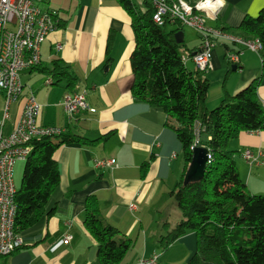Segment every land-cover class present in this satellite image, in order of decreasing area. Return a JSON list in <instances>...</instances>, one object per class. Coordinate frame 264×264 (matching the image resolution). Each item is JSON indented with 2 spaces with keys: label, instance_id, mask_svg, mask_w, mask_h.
<instances>
[{
  "label": "crops",
  "instance_id": "1",
  "mask_svg": "<svg viewBox=\"0 0 264 264\" xmlns=\"http://www.w3.org/2000/svg\"><path fill=\"white\" fill-rule=\"evenodd\" d=\"M223 1L218 20L206 19L207 26L214 27L217 22L233 30L245 16L255 17L264 9V0ZM40 8L55 13L58 27L41 43L40 64L21 72L22 92L9 106L3 133L10 132L27 96L33 93L41 105L39 124L58 126L88 140L110 134L95 144H65L56 151L59 188L55 214L41 233L32 235L34 240L0 257V264H96V243L83 225L90 196L97 198L100 215L118 229V236L133 241L118 264H136L154 254L157 264H186L196 250L193 232L175 239L166 249L158 242L165 232L164 224L172 227L170 211L179 212L180 217L170 191L184 173L182 146L166 126L165 114L131 95L129 56L134 41L127 13L116 0H45ZM198 40L195 49L201 43L200 36ZM230 51L239 52L236 64L227 60ZM53 60L66 64L78 78L72 90L65 80L56 84L41 70ZM206 77L210 84L208 108L254 79L258 80L257 96L264 108V54L218 39ZM47 78L51 84L45 83ZM82 90H86L88 109L68 117L61 104L63 96ZM3 107L0 95V119ZM231 147L248 192L264 195V130L241 132ZM246 148L262 151L260 163L248 164L242 156ZM102 158H114L117 166L96 167L95 160ZM145 162L147 168L142 169ZM64 234L71 236L67 244L62 242Z\"/></svg>",
  "mask_w": 264,
  "mask_h": 264
},
{
  "label": "trees",
  "instance_id": "2",
  "mask_svg": "<svg viewBox=\"0 0 264 264\" xmlns=\"http://www.w3.org/2000/svg\"><path fill=\"white\" fill-rule=\"evenodd\" d=\"M116 2L127 13L133 32L134 47L129 56L131 95L135 101L164 113L166 126L182 146L184 173L170 191L180 219L173 227L168 222L164 224L165 232L158 240L160 247L166 249L175 239L193 232L196 250L186 264H264V195L248 192L231 147L241 132L264 130L258 80L254 79L234 95L226 93L217 106L208 108L207 71L195 64L190 69L183 59V53L191 58L198 48L189 49L184 39L180 43L175 41L174 35L183 32V25L177 21H167L161 26L154 23L149 0L143 1V12L137 10L132 0ZM169 25L173 28L168 29ZM214 27L243 39H259L263 45L260 55L264 54V9L255 17L245 16L234 31L222 23L216 22ZM109 42L108 39L107 48ZM41 70L56 84L65 80L71 90L78 81L59 60H53ZM196 133L199 145L208 148L210 159L200 180L184 184ZM109 134L88 140L68 131L31 141L15 194L14 233L23 239V244L11 253L34 240L32 235L41 233L55 214L59 188L56 151L65 144H95L106 140ZM201 134L205 135L203 141ZM147 165L148 162L143 163L142 169ZM83 225L96 243V264H118L133 244L131 238L119 237L118 229L102 218L95 196L86 200Z\"/></svg>",
  "mask_w": 264,
  "mask_h": 264
},
{
  "label": "built area",
  "instance_id": "3",
  "mask_svg": "<svg viewBox=\"0 0 264 264\" xmlns=\"http://www.w3.org/2000/svg\"><path fill=\"white\" fill-rule=\"evenodd\" d=\"M45 0H0V95L3 97V111L0 119V257L9 255L17 246L23 244V239L14 233L9 224V209L14 206L15 194L12 192L13 167L17 161H25L26 150L31 141L44 136H54L63 133L64 129L58 126L42 125L38 123L41 105L30 93L23 105L22 112L13 124L9 133H3L5 120L11 103L15 102L22 92L21 72L40 64V46L48 33L58 27L56 15L52 11L40 8ZM153 7L152 20L161 26L165 22H180L182 25L193 27L201 37V43L191 59L197 68L207 71L211 68L212 48L215 39L228 37V41L235 42L240 49H249L258 55L257 40L240 41L233 39L229 33L213 26L206 25V19L214 20L206 13V2H213L221 10L224 5L217 0H196L190 3L186 0H177L168 3L166 0H149ZM32 21H39L38 36H31ZM28 44V54L20 55L19 45ZM239 52L230 51L227 60L236 64ZM48 79L45 83L48 84ZM62 106L68 117L87 110L86 90L65 94ZM209 138V137H208ZM199 145L196 133V143L190 148ZM242 156L250 166L260 163L262 151H253L246 148ZM210 153L208 154V161ZM98 168H113L117 166L114 158L95 160ZM69 234H64L62 242L68 243ZM156 254L140 258L137 264H157Z\"/></svg>",
  "mask_w": 264,
  "mask_h": 264
},
{
  "label": "rangeland",
  "instance_id": "4",
  "mask_svg": "<svg viewBox=\"0 0 264 264\" xmlns=\"http://www.w3.org/2000/svg\"><path fill=\"white\" fill-rule=\"evenodd\" d=\"M132 2L136 5V8L138 11L143 12L144 11V3L143 0H132ZM183 34H184V40L189 49L194 48L198 44L199 39V33L191 26L183 25ZM173 28V25H169L167 27ZM183 56L186 58V65L188 68L192 69L194 67V63L192 62V59L188 57L186 53H183ZM206 75V74H205ZM213 89V88H212ZM202 141L205 139V135L201 134ZM198 146V145H197ZM25 161H17L16 164L13 167L12 177H13V183L16 187V189L19 187L21 182V176L22 171L24 167ZM179 211V210H178ZM179 212L177 211H170V215L168 216V220L172 222V227L179 221L180 217L178 215ZM164 233V232H163ZM162 233V234H163ZM138 261V260H137ZM137 264V263H136Z\"/></svg>",
  "mask_w": 264,
  "mask_h": 264
},
{
  "label": "bare ground",
  "instance_id": "5",
  "mask_svg": "<svg viewBox=\"0 0 264 264\" xmlns=\"http://www.w3.org/2000/svg\"><path fill=\"white\" fill-rule=\"evenodd\" d=\"M206 13L209 15V17L211 18H216L218 16L219 13V9L215 6V4L213 2H206ZM39 33V21H32V27H31V36H38ZM231 38L233 39H238L240 41H253V40H257V47H260V51H262L263 49V45L262 42L259 39H243L239 36H234L231 35ZM221 39L227 40L228 41V37H221ZM19 53L20 55H27L28 54V44H20L19 45ZM183 59H185V57H183ZM194 63V61H193ZM52 81L49 78L48 79V84H51ZM196 143V137L194 142L192 143V145L190 146V148H192ZM31 150V146L26 150V158L28 157L29 153ZM16 187L15 185H12V192L14 194H16ZM15 214H16V204H15V199H14V206L11 207L9 209V224L13 226V230H14V218H15Z\"/></svg>",
  "mask_w": 264,
  "mask_h": 264
},
{
  "label": "water",
  "instance_id": "6",
  "mask_svg": "<svg viewBox=\"0 0 264 264\" xmlns=\"http://www.w3.org/2000/svg\"><path fill=\"white\" fill-rule=\"evenodd\" d=\"M175 41L180 43L183 41L182 31H178L174 35ZM232 69H236L233 65ZM209 150L204 145H198L192 150V156L188 168L186 170L183 183H190L200 180L205 172L207 162H208Z\"/></svg>",
  "mask_w": 264,
  "mask_h": 264
},
{
  "label": "clouds",
  "instance_id": "7",
  "mask_svg": "<svg viewBox=\"0 0 264 264\" xmlns=\"http://www.w3.org/2000/svg\"><path fill=\"white\" fill-rule=\"evenodd\" d=\"M218 3H222V0H217Z\"/></svg>",
  "mask_w": 264,
  "mask_h": 264
}]
</instances>
